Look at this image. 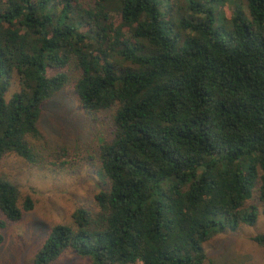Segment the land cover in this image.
Listing matches in <instances>:
<instances>
[{
  "label": "trees",
  "instance_id": "16d2710c",
  "mask_svg": "<svg viewBox=\"0 0 264 264\" xmlns=\"http://www.w3.org/2000/svg\"><path fill=\"white\" fill-rule=\"evenodd\" d=\"M64 88L107 115L105 187L28 264H204L205 242L256 224L264 0H0V161H46L40 115ZM32 208L0 174V228Z\"/></svg>",
  "mask_w": 264,
  "mask_h": 264
},
{
  "label": "rangeland",
  "instance_id": "374dc122",
  "mask_svg": "<svg viewBox=\"0 0 264 264\" xmlns=\"http://www.w3.org/2000/svg\"><path fill=\"white\" fill-rule=\"evenodd\" d=\"M223 10L229 14L227 5ZM106 116L98 115L101 121L94 122L79 107L73 90L64 88L44 104L40 115L39 129L48 146L46 161L30 166L15 155L1 159L0 174L16 187L21 198L30 197L33 208L20 220L6 221L0 228V264L30 263L51 225L68 224L76 209L93 205L94 196L105 187L97 151L109 126L108 120L102 121ZM250 204L259 210L256 224L216 234L205 242L204 264H264L263 249L252 241L264 233V204L255 194ZM54 264H88V260L65 252Z\"/></svg>",
  "mask_w": 264,
  "mask_h": 264
}]
</instances>
